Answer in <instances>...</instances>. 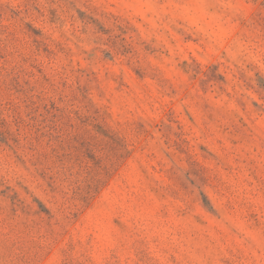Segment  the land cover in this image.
Instances as JSON below:
<instances>
[{
	"label": "rangeland",
	"instance_id": "1",
	"mask_svg": "<svg viewBox=\"0 0 264 264\" xmlns=\"http://www.w3.org/2000/svg\"><path fill=\"white\" fill-rule=\"evenodd\" d=\"M0 264H264V0H0Z\"/></svg>",
	"mask_w": 264,
	"mask_h": 264
}]
</instances>
